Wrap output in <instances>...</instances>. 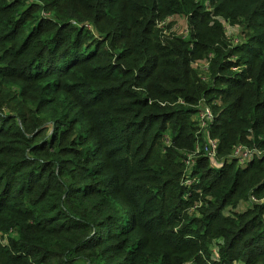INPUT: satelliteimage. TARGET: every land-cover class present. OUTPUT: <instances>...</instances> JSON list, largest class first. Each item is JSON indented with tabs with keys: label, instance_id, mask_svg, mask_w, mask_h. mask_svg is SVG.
<instances>
[{
	"label": "trees",
	"instance_id": "obj_1",
	"mask_svg": "<svg viewBox=\"0 0 264 264\" xmlns=\"http://www.w3.org/2000/svg\"><path fill=\"white\" fill-rule=\"evenodd\" d=\"M0 235V264H263L264 0H0Z\"/></svg>",
	"mask_w": 264,
	"mask_h": 264
},
{
	"label": "rangeland",
	"instance_id": "obj_2",
	"mask_svg": "<svg viewBox=\"0 0 264 264\" xmlns=\"http://www.w3.org/2000/svg\"><path fill=\"white\" fill-rule=\"evenodd\" d=\"M34 1V0H31ZM210 6V4H209ZM44 15H48V13L43 12ZM227 30L228 36L233 39L234 41H238V39H244L247 34L244 36L241 33V29L239 26H232L228 22H224ZM160 26L165 30L167 33H177L178 35H187L188 31V24L187 19L184 16H173L169 17L165 20H162ZM195 67L205 75V71L207 68V63L205 61L199 62L195 64ZM244 157L246 155H243ZM0 243H7V239L5 236L0 235ZM236 264H239L238 262ZM264 264V263H263Z\"/></svg>",
	"mask_w": 264,
	"mask_h": 264
},
{
	"label": "built area",
	"instance_id": "obj_3",
	"mask_svg": "<svg viewBox=\"0 0 264 264\" xmlns=\"http://www.w3.org/2000/svg\"><path fill=\"white\" fill-rule=\"evenodd\" d=\"M213 119L214 114L212 112V109L208 106L203 107L199 111V113L195 115V120L198 122L197 125L199 127V132H204L208 143L205 148V152L208 154V156L215 160L218 150V141L216 139L211 138L208 132V125Z\"/></svg>",
	"mask_w": 264,
	"mask_h": 264
}]
</instances>
